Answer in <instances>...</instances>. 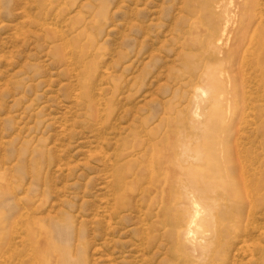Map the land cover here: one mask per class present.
Returning <instances> with one entry per match:
<instances>
[{"label": "rangeland", "instance_id": "374dc122", "mask_svg": "<svg viewBox=\"0 0 264 264\" xmlns=\"http://www.w3.org/2000/svg\"><path fill=\"white\" fill-rule=\"evenodd\" d=\"M261 56L264 0H0V264H264Z\"/></svg>", "mask_w": 264, "mask_h": 264}, {"label": "bare ground", "instance_id": "6f19581e", "mask_svg": "<svg viewBox=\"0 0 264 264\" xmlns=\"http://www.w3.org/2000/svg\"><path fill=\"white\" fill-rule=\"evenodd\" d=\"M222 26H223V24H222ZM224 31H225V29H223V31H221L220 39H222V37L224 35ZM227 55H228L227 57H229V55L232 57L237 55V48L235 47L232 50L228 51ZM261 59L262 60L260 63H261V65H264V56H261ZM231 60H233V59H231ZM242 98H243V96H242ZM152 157L153 156H151V158ZM153 160H154V158L152 159V162H150V163H153ZM152 165H153V167L155 166V164H152ZM117 173L122 174V172L120 170H117ZM240 173L241 172L239 171V174ZM184 175L186 176V174H184ZM181 179L182 178L180 177L178 180H174L168 174L166 169L160 170V171L156 170L155 171V178H153L151 188H152V190L155 189V190L160 191V194H159V202H160L159 212L163 213L165 218L167 217V221H169L168 225H169L170 231L172 233H174L176 238H179L180 235H182L187 242H191L193 239V228L198 225L197 218H198V215L200 212L199 204L196 201V197L199 200H201V202L204 204V206L206 207V210H207V216L206 217L208 220L206 222H204V225H203V226H205V228L211 226L213 224V221L217 217V215L215 214V205H216L215 201H217L218 198H216L217 196L212 197L210 195L211 191L209 190L210 188L207 186L209 183V179H204L203 181H201V185H199L198 182H196L192 179H188V178H185L184 180H182L183 183H181ZM170 190H172V191H170ZM170 193L172 195L167 196ZM190 194H192L193 196H189ZM187 203H189V205L191 206L192 212L190 214L184 216L182 210L179 208L180 206L178 207V205L179 204L180 205L187 204ZM185 219H186V221L183 224V221ZM236 232H238V231H236ZM247 243H249V242H247ZM192 250H190V251L192 252ZM194 252H196V251H194Z\"/></svg>", "mask_w": 264, "mask_h": 264}]
</instances>
